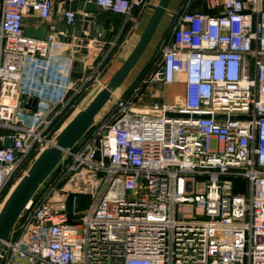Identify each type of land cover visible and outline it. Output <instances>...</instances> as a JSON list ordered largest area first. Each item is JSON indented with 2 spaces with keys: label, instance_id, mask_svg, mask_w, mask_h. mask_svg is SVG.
<instances>
[{
  "label": "built area",
  "instance_id": "1",
  "mask_svg": "<svg viewBox=\"0 0 264 264\" xmlns=\"http://www.w3.org/2000/svg\"><path fill=\"white\" fill-rule=\"evenodd\" d=\"M93 1L126 18L145 2ZM52 8L0 0V192L25 157L54 144L52 120L93 78L88 65L75 85L73 58L53 50L57 25L77 13L52 18ZM29 12L49 25L43 39L24 34ZM180 80L182 104L131 110L145 85ZM114 104L63 151L1 240L0 264H264V0H185L151 69ZM82 169L103 181L99 193L63 186ZM77 193L91 198L81 215Z\"/></svg>",
  "mask_w": 264,
  "mask_h": 264
},
{
  "label": "water",
  "instance_id": "2",
  "mask_svg": "<svg viewBox=\"0 0 264 264\" xmlns=\"http://www.w3.org/2000/svg\"><path fill=\"white\" fill-rule=\"evenodd\" d=\"M171 0H160L156 5H151L154 12L144 30L142 36L137 44L128 55L124 63L109 79V81L102 87L89 101V103L81 110L77 111L75 115L61 128L55 136L54 144L44 148L33 159L27 172L21 176L18 182L10 191L0 208V248L2 246L1 240L8 237L12 228L14 227L17 218L24 206L34 195L39 185L49 176L52 170L56 167L62 158L63 151L67 148L73 147L81 137L88 131L94 123V119L99 110L111 99L112 92L119 87L132 67L148 45L155 30L157 29L163 15L167 11ZM93 0H71L69 2V9L77 11L81 9L82 12L78 14L77 20L74 24L62 23L60 31L65 33L66 41L74 44H85L88 39L92 38L96 30L102 36L107 32V21H96L97 9ZM49 25L47 23L41 24L38 28L26 26L24 34L29 37H36L43 39L47 33ZM73 37H76L73 39ZM83 62L74 61L71 76L74 79H80L83 72ZM25 106L35 105L37 99L30 96L23 98ZM133 112L145 113L149 115L158 116L161 114L159 110L150 108L133 107ZM167 116H180L176 112H167ZM242 116H231V118ZM4 145H9V140L5 139Z\"/></svg>",
  "mask_w": 264,
  "mask_h": 264
},
{
  "label": "crops",
  "instance_id": "3",
  "mask_svg": "<svg viewBox=\"0 0 264 264\" xmlns=\"http://www.w3.org/2000/svg\"><path fill=\"white\" fill-rule=\"evenodd\" d=\"M159 1L160 0H145L144 3L134 6L131 10V14L127 18L121 14L100 7L97 9L96 21H107V32L105 36H102L95 30L92 38L100 34V41L94 43L90 41V38L86 42H90L88 47L85 46L86 43L80 45L74 44L73 41L68 43L65 39V33L57 36L53 50L57 53L70 55L73 58V61L84 63L82 77L80 79H74L75 85L83 84L84 77L92 71L88 68V65L93 66V78L85 82L79 93H81L91 81L104 82V85L109 81L124 63L146 29L154 12L151 5H156ZM173 1L174 0H171L167 11L163 15L157 29L148 43V45H151L149 46L150 48L148 52L144 53L147 45L122 84L115 89L112 97L119 91V89L120 92L117 97L125 96L139 79L151 69V67H148L150 55H152L155 50L160 49L161 45L170 37L169 35L168 38L165 39L169 25L168 23L171 19L169 12L176 11L181 6V0ZM52 2V18H54L61 10L69 7L70 1L52 0ZM172 3H174L173 6H171ZM197 5H199L200 9L205 11V7L202 4ZM81 12V9L76 11L77 17ZM43 23L47 22L38 18L31 12L27 13L24 17V28L26 26L38 28ZM62 23L63 22L57 25L58 29H60ZM74 38L76 37H73V39ZM112 42L113 46H111ZM184 94L185 86L181 80L172 83L151 82L142 88L141 93L135 100V104L138 108H150L155 102L180 105L184 101Z\"/></svg>",
  "mask_w": 264,
  "mask_h": 264
},
{
  "label": "rangeland",
  "instance_id": "4",
  "mask_svg": "<svg viewBox=\"0 0 264 264\" xmlns=\"http://www.w3.org/2000/svg\"><path fill=\"white\" fill-rule=\"evenodd\" d=\"M182 1L184 2L185 0H181V2ZM182 3H181V5H182ZM173 5H174V3H172L171 6H173ZM178 9L176 11L169 12L172 20L170 19V21L168 23L169 25H168V28L166 31L167 35H166L165 39L168 38V36L170 35L171 27H172V24H173V21H174V18H175V15H176V12L178 11ZM149 46H151V45L147 46L144 53L148 52V50L150 48ZM159 52H160V49H157L152 53V55H150V59H149L150 65H152L153 62L158 58ZM104 79H107V78H104ZM73 80H74V78H73ZM49 87H50L49 90H51L52 86L50 85ZM102 87H104V82H97V81L92 82L91 81L90 84L86 88H84V90L81 93L74 96V98L72 99V102L70 104H65V106L63 107L61 112L58 115H56L55 118L51 122L50 132H51V135H54L53 140H55V136L61 130V128L75 115V113L77 111L83 109L89 103V101L92 99V97ZM119 92H120V89L110 99L109 103L106 104L102 108V110L96 116L92 126H94L95 124H98V122L103 120V119L110 118V115L113 114V112H114V107H115L114 101L116 100V97L118 96ZM17 116L20 119L24 120L23 122L25 124H27V125L30 124V119L28 118L26 111L24 110V108L22 106H20L19 109L17 110ZM80 141H82V139H80L78 142H80ZM37 155L38 154H36L35 152L34 153L31 152V154H29L27 157H25L19 163L17 168L12 173L10 179L7 180L4 188L0 192V208H1L2 204L4 203L5 199L7 198V196L9 195L12 188L15 186V184L18 182V180L21 178V176H23L27 172V169L29 168L31 162L33 161V159ZM87 174H88V172L85 169H82L78 172L72 173L71 175L68 176L67 180H65L63 182V186L67 187L71 190H74V191L81 190V191H89L91 193L92 192L93 193H99L100 190L102 189L103 181H101V179H98V181H96L95 183H91V181L88 180V178H87ZM92 179L96 180V178H92ZM45 185L46 184L43 181L38 187L39 190H42V188L45 187ZM79 194H83V195H81V197L82 198L84 197V199L81 198V202H80V200L79 201L77 200V203H76V209L77 210H79V209H81V207L87 205V203L89 204L91 201V198L89 197L88 194H86V193H79ZM183 209L187 212L190 211L188 207H184Z\"/></svg>",
  "mask_w": 264,
  "mask_h": 264
},
{
  "label": "trees",
  "instance_id": "5",
  "mask_svg": "<svg viewBox=\"0 0 264 264\" xmlns=\"http://www.w3.org/2000/svg\"><path fill=\"white\" fill-rule=\"evenodd\" d=\"M183 2V1H182ZM181 2V3H182ZM195 7H197V8H199V5H196ZM152 65H150L149 64V61H148V67H151ZM74 98V96L72 97V99ZM72 99L69 101V103L68 104H70L71 102H72ZM92 130V127H90L89 129H88V131L84 134V136H82V141H80V142H78V143H76L74 146H73V148L74 149H76V148H78L80 145H81V143L86 139V137L88 136V134L90 133V131ZM34 153V152H33ZM81 195H83V194H76V198H77V200L79 201L80 200V202H81ZM82 199H84V197L82 198ZM88 206V203H87V205H85V206H83V207H81V209H79L78 210V214L79 215H81L83 212H84V210L86 209V207Z\"/></svg>",
  "mask_w": 264,
  "mask_h": 264
},
{
  "label": "bare ground",
  "instance_id": "6",
  "mask_svg": "<svg viewBox=\"0 0 264 264\" xmlns=\"http://www.w3.org/2000/svg\"><path fill=\"white\" fill-rule=\"evenodd\" d=\"M114 91H115V90H114ZM114 91H113V92H114ZM113 92H112V94H113ZM111 97H112V95H111ZM109 101H110V100H109ZM109 101H107L106 104H108ZM106 104H104V106H105ZM104 106H103V107H104ZM103 107H102V108H103ZM102 108L99 110V112L102 110ZM99 112L96 114V116L99 114ZM96 116H95V118H96ZM94 120H95V119H94Z\"/></svg>",
  "mask_w": 264,
  "mask_h": 264
}]
</instances>
